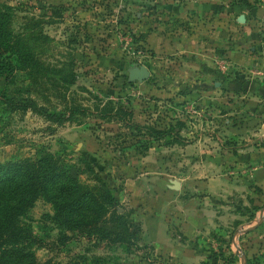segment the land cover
I'll use <instances>...</instances> for the list:
<instances>
[{"label": "rangeland", "instance_id": "374dc122", "mask_svg": "<svg viewBox=\"0 0 264 264\" xmlns=\"http://www.w3.org/2000/svg\"><path fill=\"white\" fill-rule=\"evenodd\" d=\"M145 1L0 0V15L3 14L7 29L11 31L9 56L13 67L7 77L0 79V165L51 155L67 165L80 182L93 184L87 174H82L91 167L109 185L122 207L120 213L128 214V225L138 238L130 247L107 241L95 244L78 238L61 248L56 243L58 230L44 221V215L53 214V208L39 200L29 211L26 223L37 236L56 246L53 245L51 252L37 250V257L43 263L50 260L52 264H68L73 254L87 252L102 257L106 264H169L171 259L165 248L168 238L162 231L165 225L155 220L144 225L149 238L159 244L160 251L144 245V229L133 218L136 210L146 217L164 213L166 222L172 221L177 217L174 213L177 206L163 211L156 202L158 194L169 187L175 195L182 196V202L174 201L181 203L178 211L183 218L180 221L187 215L189 221H196L198 212L191 195L197 193L200 185L212 183L216 187L222 181L240 188L221 198L218 204H206L205 214L208 223L213 224L211 228L203 227V235L190 240L174 226L167 228V233L173 235L177 243L193 250L195 257L201 255L200 264H227L241 253L247 234L254 226L251 224L254 212L264 207V189L255 188L257 196L249 198L245 191L240 193L241 187L249 182L244 178L247 174L243 172L245 157L241 150L248 143L246 135L250 137L257 131V127H253L246 135L241 134V126L247 118H244L245 100L240 99V92L225 96L220 86L212 82L209 84L212 94L200 97V81L196 80L192 68L183 65L173 70L176 75H172L171 80L172 97L156 92L161 91L167 81L163 69L150 79V84L156 86L155 91L145 86L149 83L142 86L141 82L130 79L131 71L145 64V60L132 55L143 47L138 44L142 37L137 38V33L144 21L143 18L140 22V18L143 13L146 15V7L136 10L135 4H146ZM153 1L157 0H148V4L156 6ZM236 26L235 36L223 37L234 46L243 44L242 29L237 21ZM251 47L257 45L248 43V52ZM227 61L231 64L229 59ZM232 70L233 65L230 72ZM235 77L227 74L217 81L237 88L244 78ZM2 98L17 104L35 102L43 110L59 115H67L68 109L74 106H83L89 111L57 124L34 111L24 112L7 105ZM109 103L125 107L134 114L135 122L160 129L185 119L187 137L184 136L181 143L152 142L149 145L147 139L138 137L135 131L93 114L95 107L103 108ZM207 106L215 109L208 112ZM194 112L200 113L197 116ZM220 116L228 121L227 130L218 123ZM216 120L214 124L208 123ZM200 134H211L229 143L234 149L229 153L234 157L219 150L203 156L188 151L187 146ZM202 143L206 147L213 145L212 148L220 145L216 138ZM147 145L151 146L149 151L143 152ZM235 162H239L240 167L234 166ZM212 163L217 167L212 168ZM141 187L145 189L143 195ZM186 203L188 207L184 206ZM98 228L111 239L123 233L122 227L111 222L109 216Z\"/></svg>", "mask_w": 264, "mask_h": 264}, {"label": "crops", "instance_id": "0c3cea01", "mask_svg": "<svg viewBox=\"0 0 264 264\" xmlns=\"http://www.w3.org/2000/svg\"><path fill=\"white\" fill-rule=\"evenodd\" d=\"M145 2L146 4L143 2L140 5L135 4L136 10L143 9V6L146 7V15L143 13L140 18V22L144 18L141 29L140 31L138 30L140 33H136L137 38L142 37L138 44H143L148 52L145 57V64L141 65V67L144 66L150 71V79L154 75H158L160 69H163L162 73L166 76L165 87L161 91L156 90V92L167 93V95L172 97L173 94H170L173 92L171 80L174 78L172 75H176L173 70L179 69L183 65L192 68L196 80L200 81V86H202L199 89L202 94L200 97L209 93L212 94V87L209 84L214 82L216 87L220 86V91L225 92V96L240 92V99L242 98V101L245 100L243 112H245L244 118L247 119H244V123L241 126V134L245 133L246 135V132L249 133L251 128L257 127L255 129L257 131L252 132L250 137L246 135V142L250 143L251 140L258 138L262 139V142L253 147L247 146V143L245 145L246 148L241 150L245 157L242 164L243 172L247 174L244 178L247 177L249 182L244 187H241L240 193L245 191L246 198H249L250 195L257 196L255 188L264 189V146H262L264 142V0H157L153 1V3L157 4L156 6L149 5L148 0ZM236 21L242 29L243 44L239 43V45L234 46V43L228 42V39L224 40L223 37L232 38L235 36L237 33H234L235 27H237ZM251 42H254L257 47H251V52H248V43ZM221 58L229 59L233 65L234 70L230 72L232 78L235 76V78H244L237 85V88L236 86L217 81L220 78L224 79V76L227 75L218 70V60ZM150 79L140 84H150ZM228 80L231 81L232 79ZM145 86L155 91L154 88L156 86L154 84ZM200 103L205 104L203 102ZM214 107L210 109L207 106L208 112L213 111ZM196 113L194 112L198 116L200 112ZM219 120L218 123H222L225 130H227L228 128L225 125L228 121H223L221 116ZM180 121L187 126L185 119H180ZM133 122H135L134 114ZM214 122H217V120L208 123L214 124ZM135 123L143 125L138 122ZM185 131L181 133L182 137H187ZM215 138L220 142L221 146L212 148L213 145L206 147L202 143L203 140L213 141ZM215 138L211 134H200L195 139V142L187 146V150L194 151L196 155L200 156L213 155L219 150L221 153L227 152L229 156L234 157V154L229 153L230 150L233 151L234 149H225L221 144L222 139L216 136ZM210 166L215 168L217 164L212 163ZM234 166L240 167L239 162L234 164ZM222 184H226L225 187ZM182 188L184 189L183 185H181ZM218 188L219 190H217ZM238 188L240 187H235V185H229L222 181L216 187L212 183L200 185L197 193L191 195L193 203L189 201V203L195 204V211L198 212L196 221L191 222L188 220V215L184 221H180L183 218L179 216L180 212L178 211L181 203L175 204L174 201L182 202L180 200L182 196L180 194L175 195L171 188L166 187L165 192L158 194L156 202L163 211H169L170 206L173 208L177 206V209H173L177 217L171 219L172 221L168 220L166 222L164 213L156 215V217H146L136 210L133 218H135L136 222H139V225L141 223L140 226L143 229L146 223L150 224L154 220L165 225L166 230L164 227L162 231L166 233L168 238L165 241V248L167 249L166 254L171 259L169 264H200L203 261L202 256L195 257L193 250H188L187 245L181 242L177 243L173 235L168 234L167 231L169 227L172 228L174 226L189 240L198 236L201 237L204 232L203 227L209 226L211 228L213 226V224L208 223V218L205 214L208 207L206 204H218L221 198L233 193ZM141 192L142 195L145 192L142 187ZM146 202L150 203L149 200H146ZM184 206L188 207L189 205L186 203ZM254 214L255 216L251 221V224L254 225L253 229L249 230L251 232L247 234V244L245 243L243 248L240 249L241 253L236 255L237 260L234 264H248L249 260L252 261L254 259L252 263L264 264V207L258 209ZM140 215L142 216L140 217ZM142 237L144 245L160 251L159 244L149 238L148 231H145V229ZM232 246L233 243L231 244Z\"/></svg>", "mask_w": 264, "mask_h": 264}, {"label": "trees", "instance_id": "16d2710c", "mask_svg": "<svg viewBox=\"0 0 264 264\" xmlns=\"http://www.w3.org/2000/svg\"><path fill=\"white\" fill-rule=\"evenodd\" d=\"M11 31L7 29L3 14L0 15V79L7 77L13 70L10 60ZM1 96V95H0ZM24 112L34 111L47 121L57 124L69 122L73 117L86 114L89 109L74 106L68 109L67 115H59L43 110L37 103H14L2 98ZM93 112V111H92ZM93 114L101 120L120 123L128 131H135L138 137L147 139L149 145L164 143L166 145L181 143V133L186 130V124L176 121L165 128L140 125L133 122V114L125 107H115L109 103L103 108L97 106ZM225 149H233L227 142L221 141ZM151 146H144L143 152H148ZM82 174H87L93 184L80 182L73 176L71 169L60 162V159L47 155L38 159H24L0 165V264H52L44 263L37 257V250H54L52 242L36 235L32 227L26 223L29 211L37 201L43 200L53 208V214L44 215V221L58 230L56 243L65 248L75 239H88L95 244L102 242H118L130 247L136 233L128 225V214H121L122 208L113 196L112 191L91 167ZM122 227L123 233L116 239L99 230L98 225L105 217ZM254 218V216H253ZM130 222V221H129ZM138 232L140 230L138 229ZM231 246V245H230ZM56 247V246H55ZM237 256L228 261L234 264ZM61 264V263H57ZM68 264H106L99 256L87 252L75 253ZM248 264H255L248 261ZM258 264V263H256Z\"/></svg>", "mask_w": 264, "mask_h": 264}, {"label": "water", "instance_id": "95a60500", "mask_svg": "<svg viewBox=\"0 0 264 264\" xmlns=\"http://www.w3.org/2000/svg\"><path fill=\"white\" fill-rule=\"evenodd\" d=\"M151 77L150 71L146 67L135 68L131 71L130 79L132 81L145 82L148 81ZM262 142V139L258 138L254 141H251L247 146H254Z\"/></svg>", "mask_w": 264, "mask_h": 264}, {"label": "built area", "instance_id": "2783aa9c", "mask_svg": "<svg viewBox=\"0 0 264 264\" xmlns=\"http://www.w3.org/2000/svg\"><path fill=\"white\" fill-rule=\"evenodd\" d=\"M140 46H143V47H139L137 50L139 51H135L133 52V56H136L137 58L139 59H142V60H145V57L147 56V49L146 47L139 43ZM232 68V65L227 61V59H221L219 62H218V70L221 71L223 74H229L230 75V70Z\"/></svg>", "mask_w": 264, "mask_h": 264}]
</instances>
